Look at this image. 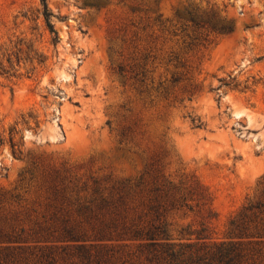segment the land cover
<instances>
[{
  "label": "rangeland",
  "instance_id": "rangeland-1",
  "mask_svg": "<svg viewBox=\"0 0 264 264\" xmlns=\"http://www.w3.org/2000/svg\"><path fill=\"white\" fill-rule=\"evenodd\" d=\"M46 2L0 0V264H264V0Z\"/></svg>",
  "mask_w": 264,
  "mask_h": 264
},
{
  "label": "trees",
  "instance_id": "trees-1",
  "mask_svg": "<svg viewBox=\"0 0 264 264\" xmlns=\"http://www.w3.org/2000/svg\"><path fill=\"white\" fill-rule=\"evenodd\" d=\"M40 1H41V4H42V7H43L42 14L44 16L46 25L48 26L50 33L53 34L52 41L56 42L57 33H56L52 23L50 22V16H52V12L49 10L46 0H40ZM156 228H158V227H156ZM159 231H160L161 234L165 235V230L164 229H159ZM155 236H156L155 232L147 233V238L152 241L150 243H155V242H153V241H155V239H157V238H155ZM185 264H188V263L185 262Z\"/></svg>",
  "mask_w": 264,
  "mask_h": 264
}]
</instances>
